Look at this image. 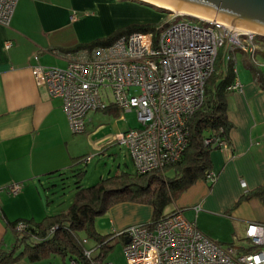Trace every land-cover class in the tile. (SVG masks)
Returning <instances> with one entry per match:
<instances>
[{
    "label": "crops",
    "instance_id": "0c3cea01",
    "mask_svg": "<svg viewBox=\"0 0 264 264\" xmlns=\"http://www.w3.org/2000/svg\"><path fill=\"white\" fill-rule=\"evenodd\" d=\"M110 4L111 0H17L8 25H0V187L12 182L20 185L15 195L0 190V252L13 244L8 223L40 215L39 188L45 191L57 173L69 171L84 155L73 145L61 99L34 83L30 66L62 68L67 61L65 49L125 23L107 11ZM5 41L9 42L6 49ZM235 74L240 89L226 96L229 149L209 151L213 181L196 180L166 211L178 209L211 241L244 251L250 249L243 237L245 225L264 221V194L262 199L243 197L264 184V88L247 68ZM138 203H129L130 214L121 205L110 207L111 228L145 222L151 208ZM218 222L229 234L224 236L211 226ZM233 238L243 241L234 244ZM49 256L30 260L22 254L10 264H39Z\"/></svg>",
    "mask_w": 264,
    "mask_h": 264
},
{
    "label": "built area",
    "instance_id": "2783aa9c",
    "mask_svg": "<svg viewBox=\"0 0 264 264\" xmlns=\"http://www.w3.org/2000/svg\"><path fill=\"white\" fill-rule=\"evenodd\" d=\"M16 1L0 0L1 26L8 25ZM182 15L174 12L155 37L149 32H132L105 46L66 52L62 68L30 66L34 83L43 85L49 96L61 99L72 134L84 131L85 114L90 110L113 107L118 111L116 120H124V112L133 110L140 127L119 132L113 140L125 148L137 173L180 158L187 144L188 119L202 102L203 84L212 71L217 49L224 42L241 48V35L250 41L255 38L249 31H234L200 17L193 18L205 25L173 20ZM8 46L5 41L3 48ZM228 58L225 53L224 60ZM130 87H137L138 93L127 94ZM227 89H240L236 76ZM261 141L264 143V137ZM202 145L221 150L230 146L217 134L205 136ZM205 179L213 181L214 174L208 171ZM2 188L15 195L20 185L12 182ZM24 227L20 222L15 229ZM110 236L127 239L122 246L126 264H264V221L245 225L243 237L250 249L244 251L233 244L211 241L178 209L112 231ZM80 241L83 244L86 238ZM94 248L83 249L88 264H113L102 260V255L92 256ZM69 264L76 263L71 259Z\"/></svg>",
    "mask_w": 264,
    "mask_h": 264
},
{
    "label": "trees",
    "instance_id": "16d2710c",
    "mask_svg": "<svg viewBox=\"0 0 264 264\" xmlns=\"http://www.w3.org/2000/svg\"><path fill=\"white\" fill-rule=\"evenodd\" d=\"M133 3L150 10L161 12V9L139 0H118ZM119 25L108 34L80 43L64 52H74L79 49H89L95 46H105L112 43L117 37L132 32H149L155 37L157 31L165 25V21L157 22H127ZM225 54V52H224ZM224 54L214 58L213 68L203 84L202 102L188 119L187 144L180 158L159 169L130 176L120 172L113 176L100 178L97 182L82 186L80 179L82 170L74 164L86 155H83L71 165L69 171H74L77 178L72 196V202L65 212L56 215H46L40 220L18 219L8 223L13 231V244L7 252H0V264H10L24 254L30 260L47 254H58L71 259L76 264H88L83 257V244L78 232L83 230L85 238H92L99 249H104L110 233L99 234L93 228V217L104 213L111 204L129 199L147 204L151 208L149 219H155L170 211L166 208L196 180H205V174L210 171L209 151L212 147L202 145L205 136L217 134L228 142L227 132L231 125L226 118V96L233 77L236 76L231 57L224 60ZM254 79L264 88V73L254 65L246 64ZM76 170V171H75ZM63 172L57 173L62 175ZM264 184L259 185L243 197L257 196L262 199ZM22 222L25 227L15 229ZM97 255H102L100 252Z\"/></svg>",
    "mask_w": 264,
    "mask_h": 264
},
{
    "label": "rangeland",
    "instance_id": "374dc122",
    "mask_svg": "<svg viewBox=\"0 0 264 264\" xmlns=\"http://www.w3.org/2000/svg\"><path fill=\"white\" fill-rule=\"evenodd\" d=\"M111 2L113 4H110V7H107V11H110V13L117 15L123 20L127 19V22L154 23L160 20L168 22L174 13H166L165 11L156 12L150 10L149 8L118 0H111ZM173 20H188L197 25H205L197 19L186 15L176 16ZM239 42L242 44V49L240 47H229L226 45V42H224L223 45L217 49L220 61L225 52L228 53L232 60L234 59L232 64L235 71L247 68V71L250 72L249 67L246 66V64H248V66L254 65L259 69V71L264 72V39L255 35V38L250 41L249 39L247 40L246 36L241 35V37H239ZM126 93L129 95L137 94L138 88L130 87ZM117 114L118 111L90 110L85 114L84 131L72 134L74 137L73 145L76 150L78 149L80 152H83L81 154L88 156L86 160H80L74 164L75 168L83 171L80 179H78L82 186H89L97 182L100 178L113 176L119 174L120 172H126L130 176L134 174L133 163L125 148L122 145L117 144L113 140V136L131 128H138L140 127V123L137 121L136 114L133 110L124 112V120H116ZM76 180L77 178L74 175V171H67L62 175H56L54 180L46 185L45 191L42 188H39L41 191L40 201L43 207V212H41L40 215H36V217H34V221L40 220L41 216H51L65 212L72 202ZM42 191L45 192V194H43ZM129 203L137 204L138 202L125 199L111 204L110 207H117L118 205H121L122 210H125L126 213L130 214L132 212L130 211L131 206ZM138 204L143 207H147L150 210L147 204ZM109 208L104 213L93 217V228L99 234H105L110 230L119 231L122 229L119 228L114 230L111 228L108 215ZM150 213V211H148V213L146 212L147 219L145 222L150 218ZM29 218L30 217H28V219ZM211 226L219 229L224 236L230 232V230L224 232V225L220 222ZM78 234L80 238L85 235L83 230L79 231ZM229 238H231V236H229ZM104 241H106L104 249L94 248L97 244L95 245L93 239L89 237L86 238V241L83 243V247L86 250L94 248L91 253L92 256L102 252L103 257H101V259L104 261L113 264H126V260L122 252V238L110 236ZM242 241V239L236 240L233 238L234 244ZM217 244L221 245L220 243ZM38 262L39 264H69L70 261L67 256L61 257L58 254H50L49 257Z\"/></svg>",
    "mask_w": 264,
    "mask_h": 264
},
{
    "label": "water",
    "instance_id": "95a60500",
    "mask_svg": "<svg viewBox=\"0 0 264 264\" xmlns=\"http://www.w3.org/2000/svg\"><path fill=\"white\" fill-rule=\"evenodd\" d=\"M139 1L158 7L166 13L181 11L189 13L182 14L192 18L200 16L215 22H221L231 30L249 31L264 39V0ZM126 241L127 239L123 238V242L125 243Z\"/></svg>",
    "mask_w": 264,
    "mask_h": 264
},
{
    "label": "bare ground",
    "instance_id": "6f19581e",
    "mask_svg": "<svg viewBox=\"0 0 264 264\" xmlns=\"http://www.w3.org/2000/svg\"><path fill=\"white\" fill-rule=\"evenodd\" d=\"M172 10V9H171ZM173 11H175V10H173ZM176 12H178V13H186V12H181V11H176ZM186 14H189V13H186ZM190 15H192V14H190ZM193 16H196V15H193ZM196 17H200V16H196ZM200 18H204V17H200ZM204 19H207V18H204ZM209 20V19H208Z\"/></svg>",
    "mask_w": 264,
    "mask_h": 264
}]
</instances>
